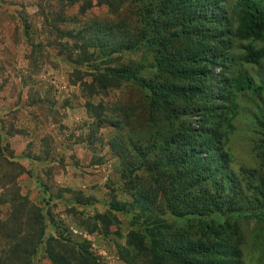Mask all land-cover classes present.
Listing matches in <instances>:
<instances>
[{
  "label": "rangeland",
  "instance_id": "rangeland-1",
  "mask_svg": "<svg viewBox=\"0 0 264 264\" xmlns=\"http://www.w3.org/2000/svg\"><path fill=\"white\" fill-rule=\"evenodd\" d=\"M150 3L127 1L113 14L99 0H0V167L2 158L17 161L24 168L16 178L20 193L42 208L45 234L89 240L98 264H148L126 240L130 230L149 235L151 220L164 225L158 232L165 237L195 224L174 211L172 196L183 184L170 186L171 154L156 149L181 135L188 119L149 103V89L160 85V45L143 22ZM106 69L114 73L103 83ZM253 141L235 145L236 172L239 162H251ZM3 184L0 201L9 196ZM0 212L5 219L8 205ZM234 219L246 238L243 264H255L248 236L264 223L243 212ZM30 264H51L44 242Z\"/></svg>",
  "mask_w": 264,
  "mask_h": 264
},
{
  "label": "trees",
  "instance_id": "trees-1",
  "mask_svg": "<svg viewBox=\"0 0 264 264\" xmlns=\"http://www.w3.org/2000/svg\"><path fill=\"white\" fill-rule=\"evenodd\" d=\"M127 1L133 0H99L113 14ZM147 7L143 22L160 45L155 58L160 85L149 89V103L162 105L173 119H188L178 128L181 135L156 149L171 154L170 186L183 184L172 196L174 211L195 224L165 237L158 232L164 225L151 220L149 235L130 230L126 242L145 253L148 264H243L246 238L234 218L243 212L264 223V0H151ZM29 27L26 22L27 35ZM110 72H99L100 82L110 80ZM252 136L246 155L251 162L242 160L236 172L230 167L235 145L252 143ZM2 162L0 182L8 183L2 187L9 186V196L0 204L10 212L5 219L0 214V264H30L42 242L51 264H98L89 240L45 234L42 208L16 182L24 168ZM10 166L16 168L13 176L6 173ZM248 241L257 264L264 257V224Z\"/></svg>",
  "mask_w": 264,
  "mask_h": 264
},
{
  "label": "crops",
  "instance_id": "crops-1",
  "mask_svg": "<svg viewBox=\"0 0 264 264\" xmlns=\"http://www.w3.org/2000/svg\"><path fill=\"white\" fill-rule=\"evenodd\" d=\"M48 231H50V230H48ZM46 233H48V232H47V228H46ZM49 234H52V233H51V232H49Z\"/></svg>",
  "mask_w": 264,
  "mask_h": 264
},
{
  "label": "built area",
  "instance_id": "built-area-1",
  "mask_svg": "<svg viewBox=\"0 0 264 264\" xmlns=\"http://www.w3.org/2000/svg\"><path fill=\"white\" fill-rule=\"evenodd\" d=\"M94 246V244H92Z\"/></svg>",
  "mask_w": 264,
  "mask_h": 264
}]
</instances>
